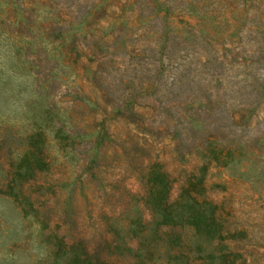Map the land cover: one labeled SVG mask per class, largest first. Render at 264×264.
Listing matches in <instances>:
<instances>
[{"label": "rangeland", "instance_id": "rangeland-1", "mask_svg": "<svg viewBox=\"0 0 264 264\" xmlns=\"http://www.w3.org/2000/svg\"><path fill=\"white\" fill-rule=\"evenodd\" d=\"M36 129L48 166L30 204L0 194V264H47L52 236L104 256L154 160L169 198L207 160L200 196L241 232L221 242L264 264V0H0V172Z\"/></svg>", "mask_w": 264, "mask_h": 264}, {"label": "trees", "instance_id": "trees-1", "mask_svg": "<svg viewBox=\"0 0 264 264\" xmlns=\"http://www.w3.org/2000/svg\"><path fill=\"white\" fill-rule=\"evenodd\" d=\"M54 137L64 147L69 145L68 135L60 129H56ZM44 138L40 129L25 136V148L10 158L6 169L0 172V194L17 203H29L20 186L36 172L47 169ZM181 144H174L172 151L180 153ZM210 150L201 152V157H208ZM88 161L94 164L95 155L92 154ZM207 163L206 160L198 166L199 175L185 177L173 198H169L173 179L162 168V163L154 160L142 165L143 172L139 175L143 179V192L139 196L135 193L128 195L129 199L121 210L125 226H119L128 238L135 239V246H129L121 239L118 215L111 216L109 230L112 237L101 244L104 256L96 250L87 251L80 242L67 244L62 238L52 236L47 264H240L241 253L221 241L241 232L225 231L215 214V205L200 196ZM137 202L141 203V208ZM143 211L148 214L147 218H144ZM186 227L194 238L191 244H186L181 231ZM191 251L196 256H189ZM110 255L115 258L109 259Z\"/></svg>", "mask_w": 264, "mask_h": 264}]
</instances>
